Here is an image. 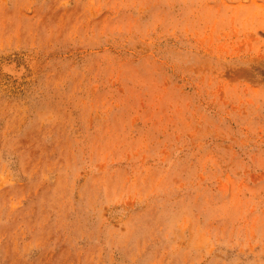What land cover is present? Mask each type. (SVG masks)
<instances>
[{
  "label": "rangeland",
  "instance_id": "1",
  "mask_svg": "<svg viewBox=\"0 0 264 264\" xmlns=\"http://www.w3.org/2000/svg\"><path fill=\"white\" fill-rule=\"evenodd\" d=\"M0 264H264V0H0Z\"/></svg>",
  "mask_w": 264,
  "mask_h": 264
}]
</instances>
